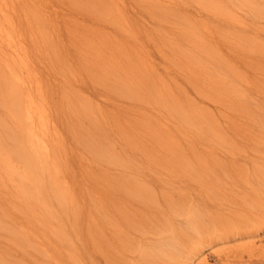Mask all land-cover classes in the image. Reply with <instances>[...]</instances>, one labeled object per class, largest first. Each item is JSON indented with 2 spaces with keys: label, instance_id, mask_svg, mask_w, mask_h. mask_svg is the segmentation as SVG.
Returning a JSON list of instances; mask_svg holds the SVG:
<instances>
[{
  "label": "rangeland",
  "instance_id": "rangeland-1",
  "mask_svg": "<svg viewBox=\"0 0 264 264\" xmlns=\"http://www.w3.org/2000/svg\"><path fill=\"white\" fill-rule=\"evenodd\" d=\"M55 1L62 5L64 22L56 19L60 6L48 5L41 14L39 2L29 0L28 10L37 14L34 24L47 18L49 33L64 43L28 54V137L33 138L28 161L33 164L28 171L21 168L28 176L23 184L12 171L21 159L13 154L10 163L0 155V264H93L94 189L105 179L110 159L115 153L185 149L190 110L202 105L218 116L207 96L217 101L221 96V44L234 39L236 23L254 20L251 10L259 2L160 0L166 8L157 9L152 0H112L111 13L101 0ZM68 4L77 6L75 18ZM84 26L91 33L98 27L110 32L112 54L69 57L68 49L86 50V43L70 38L85 33ZM0 117L3 153L22 130L15 124L9 137L4 129L12 124L3 110ZM252 235L216 242L193 264H202L206 254L210 264H221L214 251L234 244H264V229ZM247 259L245 254L235 264H250Z\"/></svg>",
  "mask_w": 264,
  "mask_h": 264
},
{
  "label": "bare ground",
  "instance_id": "bare-ground-1",
  "mask_svg": "<svg viewBox=\"0 0 264 264\" xmlns=\"http://www.w3.org/2000/svg\"><path fill=\"white\" fill-rule=\"evenodd\" d=\"M35 1L41 14L48 12V5L54 4L51 10L60 6L56 19L61 17L64 22L59 14L61 3ZM101 1L107 12H115V1ZM160 2L151 1L156 8L160 5L157 9L166 8ZM263 2L259 0L251 10L254 20L237 21L234 39L221 44V96L219 101L207 96L215 101L218 116L206 106L193 107L187 118L185 149L115 153L110 159L105 179L96 182L94 189L93 264H102V260L104 264H193L216 242L254 236L264 229ZM28 5L29 0H0V111L12 124L4 129L5 134L11 137L15 124L22 130L12 138L13 146L3 153L0 149V155L10 163L13 154L21 159L12 171L23 184L28 183V176L22 171L33 164L28 161V142L33 141L28 137V54L30 49L64 43L60 35L49 33L47 18L34 24L37 14ZM67 6L75 18L77 6ZM84 30L70 38L86 43V50L68 49L67 55L89 56L92 51L91 55H101V50L103 55L112 54L110 32L100 27L93 33L86 26ZM125 78L129 81L128 73ZM38 92L43 94L42 89ZM66 190L64 185L63 197ZM214 253L221 264H235L245 254L250 264L264 262V244L258 246L254 241ZM210 256L206 254L201 263L210 264Z\"/></svg>",
  "mask_w": 264,
  "mask_h": 264
}]
</instances>
